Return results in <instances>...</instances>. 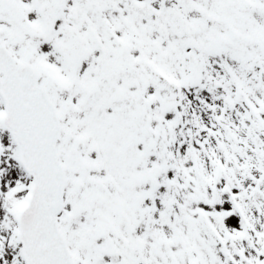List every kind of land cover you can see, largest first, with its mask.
<instances>
[{
  "label": "snow or ice",
  "instance_id": "snow-or-ice-1",
  "mask_svg": "<svg viewBox=\"0 0 264 264\" xmlns=\"http://www.w3.org/2000/svg\"><path fill=\"white\" fill-rule=\"evenodd\" d=\"M0 264H264V0H0Z\"/></svg>",
  "mask_w": 264,
  "mask_h": 264
}]
</instances>
